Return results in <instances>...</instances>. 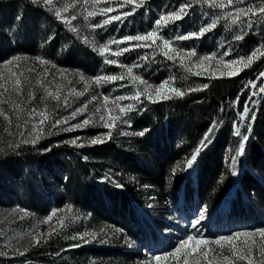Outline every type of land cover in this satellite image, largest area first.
I'll return each instance as SVG.
<instances>
[{"label": "rangeland", "instance_id": "rangeland-1", "mask_svg": "<svg viewBox=\"0 0 264 264\" xmlns=\"http://www.w3.org/2000/svg\"><path fill=\"white\" fill-rule=\"evenodd\" d=\"M185 2L187 0H144L143 4L136 7L133 14L122 21H112L93 30L90 25L103 24L106 16L129 12L136 5L127 4L120 7L124 0H87V4L85 0H53V4L47 6L52 11L50 22H59L61 26L52 27L40 36L34 33L35 36L40 37V43L30 51L13 48L16 40L22 35L24 25L19 10H16L10 18H4V10L0 7V47L2 49L0 112L4 113L0 115V123H6L10 115H15L21 122L18 141L24 143L22 141L29 140L28 143L32 144L31 140L36 135L33 124H38L40 117L36 116L32 119L31 110L37 109L49 114V121L41 126L43 129L41 138L45 137L47 141L68 143L79 137L77 144H82L83 147L91 146L90 140L94 137H99L104 142L111 141L113 149L120 151L122 156L114 157L112 154H107L105 158L90 159L82 153L83 147L70 143H68L71 148L69 152L60 149L57 155L67 157L72 154L74 158L79 157L88 180L98 186L117 187L123 191L121 183H129L138 193L137 202H142V205L135 204L133 215H131L127 211L119 210L118 203L116 202L115 205L114 200L106 196L99 210L100 215L94 216L90 210L68 199L64 187L67 170L63 165L53 164L38 168L27 162L23 167V175L32 179L31 200L22 195L21 201L0 211L2 247L6 246L21 252L26 247L36 244L37 240L54 237L66 251L56 258L61 264H156L153 255L163 257L160 264H185V261L187 264H227L220 255L219 246L212 243L204 249L202 245H195L193 241L176 256L165 254L172 252L178 242L185 239L187 235L196 234L190 222L197 218L201 210H206V218L199 226V234L209 241L236 232H254L264 229V204L255 199L256 194L253 191L239 193L242 201L246 203L244 208L248 214L232 217L227 213L226 208L219 209L218 206L213 208L200 203L193 192H188L184 196L182 190H177L175 194L179 174L183 172L182 178L186 175V161L183 163L180 159V161L178 159L170 161L168 171L163 178V189H160L159 185L143 179L124 154L131 155L147 169L154 170L155 160L152 156L149 153L143 154L137 151V138L141 136L123 134L148 129L145 125L132 126V116L144 111L148 104L165 99V96H177L170 91L171 88H176L183 93L185 89L187 90L185 85L194 83L198 77L232 76L229 73L233 71L239 74L245 68L244 64L247 63V57L251 53L257 48L264 51V17L258 18V22L251 30L247 27L248 17H241V21L235 25L231 23L230 18L225 17V13H233L236 8L264 6L262 0H245L243 4L234 5H227V0H223L226 5L224 8H211L207 4L197 3L189 9V15L163 28L162 36L170 41L172 59L165 55L169 49L163 47V40L158 39L155 44L148 41L150 47H133L119 57L111 54L117 47L122 49L144 42L111 44L105 55L109 59L118 60L119 63H105L104 56L98 50L99 45L129 35L145 34L155 27V21L161 14L177 10ZM136 3H139V0H136ZM69 5L74 7H68ZM65 7H68L67 12H63ZM108 7H111L113 11L101 13V9ZM58 9L62 11L61 18L55 15ZM89 11L96 14L89 20H85L84 17ZM213 14L216 15L217 24L203 36L188 40L176 39L178 35L199 32L202 26H206L213 20L211 19ZM73 15L77 16L74 20L71 19ZM39 22L40 27L44 26L45 21ZM73 28L76 31H73ZM240 34H243L244 38L236 41L234 37ZM180 49L184 51L181 52ZM191 51H195L196 55L189 56L188 53ZM226 51H230V55L223 56L222 54ZM17 56L20 57L19 60L12 59ZM142 57L144 59H141ZM204 57L212 58L204 59ZM242 57L243 62H241ZM260 57V53H257L252 62L259 60ZM37 58H42L48 63L42 64ZM9 60L11 64L5 63ZM231 61H237V63L232 64ZM121 64L127 66L139 64L140 67L133 68V74L140 76L153 87L145 91L146 85L139 81L133 82L126 68L121 67ZM260 73H264V65L253 78L247 77L246 101L250 98L252 101L259 93H264L260 91L264 88V77H260ZM101 75H123L125 78L113 82L101 81L97 84L94 78ZM17 81L20 82L19 86ZM164 82L167 84L157 94V88ZM253 83L255 87L252 86ZM120 85H126V87H120ZM136 92L142 93L138 101L114 99L120 95H135ZM48 93H52V96L58 95L60 98L53 99ZM106 95H110L107 102L103 99ZM93 96L97 99L92 100ZM64 97H67V103ZM89 101L92 102L89 103ZM85 104L88 105V109L83 115L70 119L68 124L52 127L55 119L68 117L71 112ZM128 104L133 105V110L122 119L128 120L130 126L129 123L121 122V120H117L115 126L111 128L103 126L104 122H110L111 117L121 115L120 106ZM97 108L99 111H96ZM243 112L244 108L237 113L231 129L232 136H236L234 125L238 124L239 127L243 125L241 122ZM5 116L8 117L7 120ZM89 116L92 117V123L87 127L70 132L62 130ZM101 116L104 117L103 121L100 119ZM152 130L149 134V142L157 143L160 151L164 150L165 144L168 143L166 138L174 149L182 147L185 141L179 127L163 137ZM109 132H111V138L106 135ZM214 132L215 130L209 136V141L213 138ZM204 138L205 135L199 142L201 143ZM240 140L241 137H238L236 155ZM39 141L40 139L37 142ZM232 147V141H229L223 149L222 162L226 166L232 165ZM174 169L175 173H173ZM162 190L166 191L164 196H160ZM61 197L64 199L61 200ZM53 210L57 211L49 220L48 217ZM117 228L123 231L115 232ZM101 229H105L106 232H102ZM84 233H89L85 237L88 243L79 238L72 239L73 236L80 237ZM93 233L95 239L91 235ZM126 238L132 243L131 248L128 247ZM245 239L241 237V244L237 247H242ZM253 239L257 241L253 245V248L257 250L254 259L258 260V249L260 243L264 241H261L259 236ZM75 244L82 247L80 251L76 252L75 249L78 247H72ZM204 251H207V258L203 254ZM224 254L231 256L227 246ZM234 264H247V261H234Z\"/></svg>", "mask_w": 264, "mask_h": 264}, {"label": "trees", "instance_id": "trees-1", "mask_svg": "<svg viewBox=\"0 0 264 264\" xmlns=\"http://www.w3.org/2000/svg\"><path fill=\"white\" fill-rule=\"evenodd\" d=\"M0 7L4 10V18H10L16 10L20 12L24 25L20 39H17L13 46L17 50L35 49L43 32L61 26L59 22H50L52 11L43 3H34L33 0H0ZM40 20L45 21L42 27L39 26ZM1 52L0 47V54ZM263 65L264 56H261L237 75L198 77L194 83L185 85L187 90L183 91V95L152 102L144 111L132 116V126L145 125L149 130L146 135L137 138V151L149 153L155 160V168L150 170L131 155L124 153L136 172L143 179L163 189V178L170 161L180 159L183 163L189 159L200 146L199 141L213 126V122H216L213 138L202 149L194 166L186 171L185 177L182 178L183 172L179 174L175 194L177 190H182L184 196L193 192L200 203L213 208H226L232 217L248 214L244 208L246 203L239 196L240 191H253L256 194L255 199L264 204V93H259L252 100L246 118L248 123L239 127L242 134L247 133L249 136L244 155L238 157L239 161L234 166H226L222 162L223 149L229 141H232L233 145L232 156H236L238 136L231 134L233 122L237 113L243 110L248 97L247 77L253 78ZM204 85L207 87H203ZM20 125L21 122L13 114L6 123H0V211L21 201L22 195L31 200L32 179L23 175V167L27 162L38 168L53 164L63 165L67 170L64 187L68 199L90 210L94 216L100 215L99 210L106 196L112 198L115 205L118 203L119 210L127 211L131 215L135 204L142 205L141 201L136 200L137 191L129 183H121L123 191L117 187L98 186L88 180L79 157L74 158L72 154L67 157L57 155L60 149L69 152L71 148L68 143H53L56 140L47 141L45 137L35 144L21 143L18 141ZM177 127L185 139L182 147L174 149L166 138L168 143L165 144L164 150L160 151L157 143L149 142L151 129L163 137L171 134ZM42 149L45 150L39 151ZM81 150L90 159L105 158L107 154L122 156L120 151L113 149L111 141L85 146ZM233 170L238 171V175L233 176ZM165 194L166 191L162 190L160 196ZM63 199L61 197V200ZM81 248L78 247L75 251L78 252ZM62 252L66 251L54 237L41 239L39 243L28 246L21 252L2 247L0 243V264H61L56 258L61 256Z\"/></svg>", "mask_w": 264, "mask_h": 264}, {"label": "snow or ice", "instance_id": "snow-or-ice-1", "mask_svg": "<svg viewBox=\"0 0 264 264\" xmlns=\"http://www.w3.org/2000/svg\"><path fill=\"white\" fill-rule=\"evenodd\" d=\"M33 2L34 3H43L46 6L53 4V0H33ZM143 2H144V0H139V3H136V0H124V3L121 4L120 7H124L127 4H135L136 6L133 7L131 9V11H129V12H122L120 14L112 15L110 17L106 16L103 24H93L90 26L94 30L95 28L103 27L104 25H107L108 23H110L112 21H122L128 15L133 14L136 11V7H139L141 4H143ZM244 2H245V0H227V5L243 4ZM197 3L207 4L211 8H224L226 6L224 4L223 0H220V2H218V0H187V2L182 3L177 10L170 11L167 14H161L159 16V18L155 21V27L151 31H148L145 34H137L135 36H132V35L125 36L122 39L112 40L106 44L99 45L98 50H99L100 54L102 56H104L105 63L106 64H118L119 63L118 60L109 59L108 56L105 55V53L107 51H109L111 44L120 45L122 43L132 42V41L144 42V43H137L135 45H130L129 47H124L122 49L117 47V49L112 51L111 54L113 56L119 57V56L123 55L124 53L130 51L133 47H150L151 45H149L147 42L151 41L152 44H155L158 39L163 40V47L165 49H169L168 52H165V55L169 59H172L173 57L170 55V52L172 51V49L170 47V41L163 38L162 30L168 24L175 23L176 21L182 20L185 16L189 15L190 14L189 9L192 8ZM262 3H264V0H262ZM85 4H87V0H85ZM68 7H74V5H69ZM68 7H65L63 9V12H67ZM100 11H101V13L106 14L108 12L113 11V9L111 7H108V8L101 9ZM95 14H96L95 12L89 11L88 15L85 16L84 18H85V20H89V18L93 17ZM55 15L57 16V18H61L62 17V11L59 9L56 10ZM225 17L230 18L231 23L233 25L240 22L241 17H248L247 27L249 28V30H251L253 25L258 22V18L264 17V6H261L258 8L257 7L236 8L233 13H225ZM76 18H77L76 15H73L71 17V19H73V20ZM18 19H19V17H18ZM218 19H219V17H218ZM65 22H67L66 19H65ZM216 24H217V19H213L206 26H202L200 28L199 32L193 31V32H190V33L185 34V35H178L176 37V39L177 40H188L191 38H197V37L203 36L206 32H208L212 28H214L216 26ZM72 30L76 31L75 28H73ZM243 38H244L243 34L236 35L234 37V39L236 41L242 40ZM179 51L182 52L184 50L180 49ZM257 53H260L261 56H264V51H261L260 48H257L253 53H251L247 57V63L244 64L245 67H247L249 64L252 63L253 58L257 56ZM188 55L194 56V55H196V53H195V51H191L188 53ZM222 55L228 56V55H230V51H226ZM213 56H215V54H213ZM210 58H212V57H204V59H210ZM12 59L13 60H19L20 57L19 56L13 57ZM37 59H39L42 64L48 63V61L43 60L42 58H37ZM141 59H144V58L142 57ZM243 61H244V58L242 57L241 62H243ZM5 63L11 64V60L6 61ZM231 63L236 64L237 61H231ZM120 66L126 68V72L133 82L139 81L141 84L146 85L145 91H147L148 88L153 87L152 85L148 84V82L146 80H143L140 76L133 74V68L134 67H140L139 64H135L133 66H127V65L121 64ZM53 67H55V65H53ZM237 74L238 73L235 71L229 73V75H232V76L237 75ZM260 77H264V73H260ZM260 77H258V79ZM124 78L125 77L123 75H121V76L101 75V76L95 77L94 79H95L96 83L99 84L101 81L113 82L116 80H122ZM19 84H20V82L17 81L18 86H19ZM166 84H167V82H164L161 85H159V87L157 88V94H159L160 89H163ZM252 86L255 87L256 86L255 83H253ZM120 87H126V85H120ZM203 87H207V85H204ZM196 90H198V89H191V91H196ZM170 91L175 93L177 96L183 95V93L176 88H171ZM260 91L264 92V88H261ZM17 92L19 94V88L17 89ZM77 94L80 95L82 93H77ZM253 94H255V93H253ZM48 95L52 96V93H48ZM141 95H142V93L136 92L135 95H130V94L120 95V96L114 97V99L116 101H123L125 99H131L133 101H138ZM52 98L53 99H59L60 97L58 95H56V96H52ZM164 98L168 99L171 97L165 96ZM96 99H97L96 96L92 97V100H96ZM103 99L105 102H107L110 99V95L104 96ZM64 101H65V103H67V97H64ZM91 102L92 101H89V103H91ZM238 102H239V98H237V103ZM251 102H252L251 98L249 101L245 102L244 112H243V115L241 116V122H243V123H248L246 118H247L248 113H249V105ZM17 107H19V106H17ZM87 109H88V105L85 104L83 107L77 108L73 112H71L68 117H61V118L55 119L54 122L52 123V127H57V126H60L62 124H68V121L70 119H76V117L78 115H83L87 111ZM132 110H133L132 104L120 106L121 115L116 116V117H111L110 122H104L103 126L107 127V128H111V127L115 126V122L117 120H121V122H124V123H129V126H130V122L128 120H123L122 118L124 116H126L128 112H131ZM96 111H99V109L97 108ZM0 115H4V113L0 112ZM36 116H39L40 119H39L38 124H33V129H34V131H36V135L31 140L32 144H35L41 138V136L43 134V129L41 126L49 121V114H46L45 112H42V111H38L37 109H32L31 110L32 119H35ZM5 119L7 120L8 117L5 116ZM100 119H101V121H103L104 117L101 116ZM254 120H255V114L253 113L252 114V121H254ZM9 123H10V121H9ZM26 123H27V121H26ZM91 123H92V117L89 116L88 118L84 119L83 121H80L76 124H72L67 128H63L62 130L65 132H70V131H73L76 129L85 128ZM215 126H216V122H213V126L210 127L208 132L205 134V138H204V140L201 141L200 146L196 149L195 153L189 159L186 160L185 170H189L194 166V164L197 161L198 155L200 154L202 149L207 146V143L209 142V136L211 135ZM234 127H235L234 135L241 137V140L239 143L237 155L233 156L231 158L232 165H236L238 163V157H241L244 155L245 146H246L247 141L249 140L248 135H244L241 133L238 124L234 125ZM148 131H149L148 129H145L143 131H139V132H135V133H123V134L124 135H136V136L142 137V136L146 135V133ZM248 131H249V133L251 132L250 124L248 127ZM21 135L23 136V133H21ZM106 135L108 136V138H111V132L107 133ZM79 139H80L79 137H76V138L68 141V143H70L72 145L79 146V147H83L82 144H77V141ZM22 142L28 143L29 141L25 140ZM103 142L104 141H102L99 137H94L90 140V143L92 145H96L98 143H103ZM173 173H175V169L173 170ZM232 175L233 176L238 175V171L233 170ZM117 186H119V185H117ZM70 210L71 209L69 208V211ZM56 211L57 210H53L52 214L48 217L49 220L52 218V215H55ZM205 218H206V210H201L198 213L197 218H194L190 222V226L196 234L195 235H193V234L187 235L185 239L180 240L178 242V245L176 246V248L172 252L166 253L165 255L166 256H176L177 253H180L182 249H185L190 244V242L195 241V245H202L204 247V249L208 248L209 243L218 245L219 249H220V255H222L223 260L226 261L227 264H234V261H247V264H264V243H260V246L258 249V255H259L258 260L254 259L256 257L257 250H255L253 248V245L257 243V241L255 239H253V237L259 236L261 238V241H264V229H258V230H255L254 232H249V231L236 232V233H233L231 235L221 236V237L214 238L211 241H209L208 239L200 236V234H199V226ZM101 231L106 232L105 229H101ZM122 231L123 230L119 229V228L115 229V232H122ZM88 235H89V233H84L80 237L73 236L72 239L79 238V239L83 240L85 243H88L89 241L87 239H85V237H87ZM91 235L93 236V239L96 238L94 233ZM241 237H244L246 239L242 242V244H243L242 247H237L238 244H241V240H240ZM36 242L39 243V240H37ZM126 243L128 244V247H130V248L133 246L132 243L127 240V238H126ZM79 246H80L79 244L72 245V247H79ZM226 246L228 247V251L230 252L231 256L224 254V249ZM20 254L23 255V253H20ZM203 254H204L205 258H207V251H204ZM162 258H163L162 256L153 255V259L156 261V264H160V261ZM185 264H187V261H185Z\"/></svg>", "mask_w": 264, "mask_h": 264}, {"label": "built area", "instance_id": "built-area-1", "mask_svg": "<svg viewBox=\"0 0 264 264\" xmlns=\"http://www.w3.org/2000/svg\"><path fill=\"white\" fill-rule=\"evenodd\" d=\"M215 16H216L215 14L211 15V19H215L216 18Z\"/></svg>", "mask_w": 264, "mask_h": 264}]
</instances>
